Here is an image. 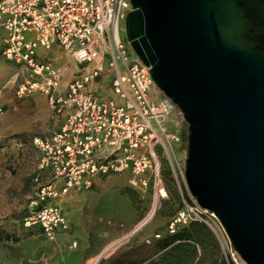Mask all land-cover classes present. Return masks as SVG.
I'll use <instances>...</instances> for the list:
<instances>
[{"label":"built area","instance_id":"1","mask_svg":"<svg viewBox=\"0 0 264 264\" xmlns=\"http://www.w3.org/2000/svg\"><path fill=\"white\" fill-rule=\"evenodd\" d=\"M131 10L130 0H0V54L25 70L16 97L40 93L51 119L66 113L60 126L33 137L41 155L26 225L40 226L51 240L70 230L61 199L90 191L97 178L130 172L135 185L152 180L154 202L161 201L169 192L162 172L167 160L177 184L188 190L180 156L187 143L180 129L170 127L178 107L122 36ZM55 47L64 54L62 64L47 55ZM104 79L109 91L100 86ZM188 194L167 232L192 220L205 222L227 263L245 264L216 213ZM161 237L157 232L147 242Z\"/></svg>","mask_w":264,"mask_h":264},{"label":"water","instance_id":"2","mask_svg":"<svg viewBox=\"0 0 264 264\" xmlns=\"http://www.w3.org/2000/svg\"><path fill=\"white\" fill-rule=\"evenodd\" d=\"M130 1L126 40L187 125L189 192L264 264V0Z\"/></svg>","mask_w":264,"mask_h":264},{"label":"rangeland","instance_id":"3","mask_svg":"<svg viewBox=\"0 0 264 264\" xmlns=\"http://www.w3.org/2000/svg\"><path fill=\"white\" fill-rule=\"evenodd\" d=\"M122 36L126 39L125 23ZM60 56L62 60V51ZM20 78L23 77L19 75ZM100 86L105 91L110 89L108 81ZM23 99L15 104L0 100V231L7 234L0 241V264H96L102 256L99 264L124 249L143 251L153 247L157 239L151 243L147 239L153 237L150 232L154 229H159L162 237L168 234L169 220L190 198L186 186L180 187L175 181L167 160L163 161L162 172L169 192L161 201L154 202L152 180L145 185H135L131 173L122 172L100 177L88 191L92 196L72 200L67 205L69 213L82 219V227L89 231V237H82L88 239L89 247L85 251L78 250L79 240L70 249L69 241L59 237L64 232L51 240L40 226L26 225L27 216L33 212L31 202L35 200L38 188L35 177L39 158L32 143L36 135L32 129L38 122L22 109ZM172 118L173 127L186 131L187 125L179 109ZM180 156L183 160L186 158V148L180 151ZM65 197L61 199L63 209ZM192 222L200 221L192 220L179 230ZM200 223L211 232L218 245L219 257L225 259L211 228L205 222ZM196 262L211 264V242L205 248L197 247L193 264Z\"/></svg>","mask_w":264,"mask_h":264},{"label":"crops","instance_id":"4","mask_svg":"<svg viewBox=\"0 0 264 264\" xmlns=\"http://www.w3.org/2000/svg\"><path fill=\"white\" fill-rule=\"evenodd\" d=\"M39 53L41 56L47 54L43 50H40ZM60 54H61L60 48L55 47L52 50V52L48 53L47 55H51L56 62L61 63L63 59L60 60L61 58ZM24 73H25L24 68L14 65L12 62L7 60L6 58H4V56L0 54V100H3V99L10 100L13 104H15V102L17 101H20V99L16 97L14 90L17 84L22 80V78H20L19 80V75L24 77ZM104 81L105 82L103 83H106L105 79ZM21 104H22L23 110L28 111L32 115V117H35L37 119L38 123H36L34 125L35 128L32 129L33 131H35L36 135L48 134L52 129L60 126L66 117V113H64L56 119H51L48 100L45 95L40 94V93H34L28 98L25 97V99L21 100ZM173 122H174V119L171 118L170 127L174 129L175 126L173 127ZM32 143H33V138H32ZM36 152H37L38 158H40V155H41L40 152L38 150H36ZM98 179L99 178L95 180V183H97ZM92 195L93 194H90V193L88 195V192H82L79 194L76 191H71L69 194L66 195L64 199V201L66 202V205L64 207V214L70 223V230L67 232L61 233L59 237L69 241L70 249H73V247L77 245L78 240H79L80 243H79L78 250L85 251L89 247L88 239L84 240L82 239V237H89V231H86V229L82 227L81 225L83 221L82 219L73 217L69 213L68 211L69 207L67 205L71 203L72 200H76L78 198H84L86 196H92ZM158 231L159 229H154L152 230V232H150V234L153 235Z\"/></svg>","mask_w":264,"mask_h":264},{"label":"trees","instance_id":"5","mask_svg":"<svg viewBox=\"0 0 264 264\" xmlns=\"http://www.w3.org/2000/svg\"><path fill=\"white\" fill-rule=\"evenodd\" d=\"M182 135L186 141V131L182 132ZM4 235L7 234L0 231V241L7 237ZM210 242L211 264H228L225 259L219 257L218 245L213 235L200 222H192L174 234L164 235L156 240L153 247L146 248L147 250L124 249L103 259L99 264H193L197 247L205 248ZM144 252L146 253L143 254Z\"/></svg>","mask_w":264,"mask_h":264},{"label":"bare ground","instance_id":"6","mask_svg":"<svg viewBox=\"0 0 264 264\" xmlns=\"http://www.w3.org/2000/svg\"><path fill=\"white\" fill-rule=\"evenodd\" d=\"M98 261H99V259H98Z\"/></svg>","mask_w":264,"mask_h":264}]
</instances>
